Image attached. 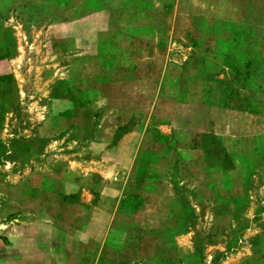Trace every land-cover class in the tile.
I'll return each mask as SVG.
<instances>
[{
  "label": "rangeland",
  "instance_id": "374dc122",
  "mask_svg": "<svg viewBox=\"0 0 264 264\" xmlns=\"http://www.w3.org/2000/svg\"><path fill=\"white\" fill-rule=\"evenodd\" d=\"M129 1L110 4L128 29L151 31L166 5L173 27L233 20L264 43V0ZM68 7L0 0V264H264V171L233 159L242 143L195 133L197 107L158 98L145 53L123 72L119 48L69 40Z\"/></svg>",
  "mask_w": 264,
  "mask_h": 264
},
{
  "label": "crops",
  "instance_id": "0c3cea01",
  "mask_svg": "<svg viewBox=\"0 0 264 264\" xmlns=\"http://www.w3.org/2000/svg\"><path fill=\"white\" fill-rule=\"evenodd\" d=\"M94 1L67 0L70 13L66 16V23L61 25L66 26L69 40L78 41L84 50L101 52L109 46L115 47L111 52H117L119 48V68L123 72L124 68L139 66L135 57L145 53L140 63L150 67L154 77L156 68L162 67L163 79L159 82L158 93H165L158 98H163L166 103H177L181 110L189 108L195 112L198 108L196 114L200 117L196 120L201 124L193 131L221 139L225 141L224 145L232 148L242 143L245 149L238 155L234 150L233 159L236 161L237 157L246 164L244 171L249 178L261 175L264 171V43L253 42L250 38L240 40L233 20L217 23L214 20L211 28L196 26L194 32L191 28L173 27V14L166 5L163 10L154 12L151 31L142 32L133 26L128 29L120 17L119 24L112 22L110 4L119 2V11L124 13L126 9L121 4L129 0H96L101 4L98 12L91 7ZM242 1L251 3V0ZM56 2L39 0V3L50 5ZM94 15L100 17L94 19ZM195 18L199 21L200 15ZM201 19L205 21V18ZM207 21L206 25L209 24ZM55 26L59 23L51 25V28ZM256 29L253 28L250 34L256 35ZM178 30L184 31L185 37H180V40L174 37ZM173 38L179 43H173L176 41ZM175 45H179L180 56L184 58H180L178 64L181 68L180 83H174L172 91V82L167 83V80L169 69L175 66L172 54ZM128 49L132 55L124 61L123 51ZM153 97L156 98V91ZM194 100L199 101L195 103ZM250 147L259 148V152L254 154ZM196 148L200 147L194 146V153L198 152ZM202 155L205 156L203 152Z\"/></svg>",
  "mask_w": 264,
  "mask_h": 264
}]
</instances>
